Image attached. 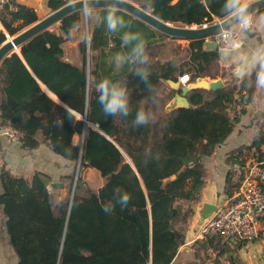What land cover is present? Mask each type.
<instances>
[{"label":"trees","instance_id":"obj_1","mask_svg":"<svg viewBox=\"0 0 264 264\" xmlns=\"http://www.w3.org/2000/svg\"><path fill=\"white\" fill-rule=\"evenodd\" d=\"M69 1L48 0V5L56 10ZM132 1L166 21L189 26L215 22L224 2ZM10 4L17 9H10ZM105 9H98L101 21L91 29L89 67L88 47L82 42L81 65L64 58L62 43L70 39L68 27L77 19L76 11L65 16L57 28L46 29L22 44L21 54L12 52L0 65V124H10L21 133L23 148L33 149L45 142L73 165L72 172L64 175L67 185L61 195L48 191L51 177L46 173L35 171L26 177L1 169L0 203L18 264H174L185 242L193 204L200 199L205 184L204 157L227 139L255 98L254 74L242 79L232 76L223 87L189 90V107L163 114L164 104L158 105L154 109L157 119L134 127L136 111L149 106V93L132 74V64L115 65V55L129 51L122 47L125 32L139 33L145 42L151 58L149 80L158 89L163 81L178 80L185 72L190 73L191 81L209 74L211 65L219 60L216 48L207 47L206 38L189 39L185 60L156 59V48L167 35L121 9L117 15L123 18L124 26L109 32L103 23ZM259 11L264 12V8ZM39 19L33 7L9 0L0 15L6 29H0V44ZM104 78L127 87L129 116H106L94 88L89 93L88 80ZM42 84L73 112L71 119L65 105L50 96ZM170 88L168 98L182 92L181 87ZM257 128L249 145L228 152L227 161L241 167L229 171L228 193L244 178V149L257 152L258 161L264 159V127ZM75 135L80 136L82 150L72 145ZM88 166L96 168L105 181L97 190L86 188L79 193L82 172ZM117 189L131 197L123 209L116 202ZM106 204L114 205L112 212L103 211ZM231 262L234 264L233 257Z\"/></svg>","mask_w":264,"mask_h":264},{"label":"crops","instance_id":"obj_2","mask_svg":"<svg viewBox=\"0 0 264 264\" xmlns=\"http://www.w3.org/2000/svg\"><path fill=\"white\" fill-rule=\"evenodd\" d=\"M15 1L16 3L33 7L37 11L40 18L46 16L48 12L51 11V8L48 5V0ZM0 29L6 32V29L1 23ZM165 38L166 39H164L163 43H159L160 49L156 59L159 58L162 60H169L175 57L178 59L180 57L179 50L186 49L185 47L188 45L189 40L168 35ZM253 39H255V37ZM69 41L71 43L69 45L71 47V50H67V48H64V57L66 60L79 65V63L70 59L69 54L76 55L77 53H79L78 44H80L81 41L73 38H70ZM251 42L252 41L249 40L248 42H246L245 46L247 47V45ZM175 44H180V47L178 49L173 47L170 51L172 52V54L165 55V53L163 52L165 46H175ZM187 57L188 56L186 55V58ZM219 64L222 65V70H224L225 72L221 71L223 73L216 74L215 76L206 74L204 75V77L208 80L221 78L223 79V81H225L231 79L232 76H236L233 66L223 64L220 61ZM180 75L181 74L177 76L178 80ZM180 83L181 85H183L182 82ZM159 91L160 95H162V92L169 95L171 93L170 84L167 81H163L160 85ZM171 98H168L169 100L167 104L169 103ZM167 104L164 107L163 114H167L171 111L166 108ZM259 125L264 127V90L257 88L255 98L248 104L246 113L242 114L239 121L235 123L231 134L222 144H220L216 148L215 152L212 155L204 157V161L207 167L205 184L202 188L200 199L193 204L194 213L189 218L185 242L180 246L179 251L174 259V264H232L231 257H233L234 264H264V218H262L261 221L260 236L253 241H242L239 239H230L227 241L225 239H221L219 241V234H211L205 237L200 236L201 226L206 219L202 218L201 216L203 203L212 202L218 205L229 195H232V193L236 189V186L230 187L229 190H231L232 192L228 193L227 190L229 187L227 183V175L229 171L233 169L241 170V167L238 164H236L235 166L231 165L227 161L228 152L238 147L249 145L252 142L255 135V130L258 129L257 127ZM74 138H78V135H75ZM0 148L5 154L6 162L2 170H7L13 175H23L26 177L31 176L35 171L46 173L51 177L49 186L52 187V193L54 195H61L63 193V189L67 185V180L64 178V175L72 172L73 165L63 156L54 152L51 147L45 142H41L40 145L36 148L25 149L20 142L17 143L11 141L8 137L0 133ZM245 150L247 149H244V155ZM246 152H251V157L253 158L251 161L257 160V152L249 149ZM244 155L241 158L245 160L246 167L251 161L249 162L248 155L247 159ZM236 170H234V172L239 173ZM235 173L233 175H235ZM99 174L100 172L96 168L90 166L87 167L84 179L89 180L92 175L99 176ZM235 179L236 176L234 177V180ZM53 182L61 183L62 187L53 186ZM1 191L2 186L0 183V193ZM214 237L215 240L213 239ZM204 243H206L207 246H203ZM232 248H236L235 254ZM0 264H18V256L10 241V235L7 229V215L1 203Z\"/></svg>","mask_w":264,"mask_h":264},{"label":"clouds","instance_id":"obj_3","mask_svg":"<svg viewBox=\"0 0 264 264\" xmlns=\"http://www.w3.org/2000/svg\"><path fill=\"white\" fill-rule=\"evenodd\" d=\"M81 7L76 10L78 16L68 27L69 38L78 39L86 48L91 44V28L99 24L101 16L97 4L99 0H75ZM123 0H105L106 15L103 23L109 32H116L124 26V20L118 16ZM255 0H224L220 8V17L216 21L217 33L214 43L218 60L234 67L237 78L255 75V86L264 90V12L253 8ZM147 3V0H146ZM150 6V5H149ZM255 37V39H253ZM122 47L129 48L127 53H117L114 62L117 68L125 63L132 64L133 75L145 85L147 92V108L136 111L132 121L134 127L145 126L155 120L154 109L160 101V91L154 86L149 77L151 75V58L146 51V44L139 33L125 32L121 37ZM251 40L250 44L246 42ZM89 93L93 90L98 94L97 102L102 106L106 116L130 115V99L127 87L120 82H113L107 78L98 82L90 79L87 82ZM61 103V102H60ZM68 117H73V112L67 107ZM58 123L62 124V121ZM73 147H81L79 138H74ZM82 150V147H81ZM116 202L121 208L127 207L131 197L128 193L120 194L116 190ZM114 205L106 204L103 211L110 213Z\"/></svg>","mask_w":264,"mask_h":264},{"label":"water","instance_id":"obj_4","mask_svg":"<svg viewBox=\"0 0 264 264\" xmlns=\"http://www.w3.org/2000/svg\"><path fill=\"white\" fill-rule=\"evenodd\" d=\"M81 5L75 0H71L61 7L57 8L56 10H51L48 14L36 22L30 24L29 26L25 27L21 31H19L15 36L7 37V39L0 44V65L4 58L10 55L12 52H17L21 54V46L25 42L31 40L33 37L41 33L42 31L51 28V26L60 23V21L70 13L79 9ZM253 8L260 9L264 7V0H255L252 5ZM97 8H106L105 0H99L97 4ZM120 9L128 12L129 14L133 15L136 18H139L143 22L147 23L154 29L158 30L159 32L166 34L168 36L181 38V39H197V38H206V45L209 48H216L213 39H210L217 33L216 28V21L207 25H201L200 27L196 25H175L172 22L166 21L149 10H146L139 6L137 3L133 2L132 0H123L120 5ZM70 41L67 40L62 43V47L66 48L70 45ZM19 47V50L17 48ZM65 53V51H64ZM87 67H89V46L87 49ZM167 82L170 86L174 89H178L181 87L182 92L176 93L169 103L167 104L166 108L168 110H172L177 107H189L190 102L186 97V93L193 89V88H210L215 89L218 87H223L225 85L223 79H214L208 80L204 76H199L194 81H190L187 84L181 85L179 80L168 79ZM43 89L52 96L57 102H61V104L67 106L62 100H60L56 95L55 97L51 95L48 91H50L44 84H42ZM68 107V106H67ZM84 138V137H83ZM90 167V166H88ZM80 169V160L77 164L76 169V176L72 188V197L76 189L78 173ZM87 171V167L83 172V177L85 178ZM55 187H62L61 183H52ZM217 208L216 203L212 202H204L201 209V216L202 218H207L211 213H213Z\"/></svg>","mask_w":264,"mask_h":264},{"label":"built area","instance_id":"obj_5","mask_svg":"<svg viewBox=\"0 0 264 264\" xmlns=\"http://www.w3.org/2000/svg\"><path fill=\"white\" fill-rule=\"evenodd\" d=\"M7 4L9 0H0V15ZM10 9L16 10L17 6L10 4ZM215 36L212 37L213 40ZM179 80L187 84L191 81V76L185 72L179 76ZM0 133L11 141L21 142V133L10 124H0ZM5 163V154L0 148V169ZM48 191L51 193V186H48ZM262 218H264V159L251 161L245 167L240 185L205 219L200 236L219 234L226 239L253 241L260 236Z\"/></svg>","mask_w":264,"mask_h":264},{"label":"rangeland","instance_id":"obj_6","mask_svg":"<svg viewBox=\"0 0 264 264\" xmlns=\"http://www.w3.org/2000/svg\"><path fill=\"white\" fill-rule=\"evenodd\" d=\"M175 24V23H174ZM175 25H180V24H175ZM198 27H200L199 25H197ZM58 27V24H55V25H53V26H51V29H54V28H57ZM93 27V26H92ZM92 29V28H91ZM16 35V34H15ZM15 35H11V36H15ZM8 37H10V35L8 36ZM166 39V38H165ZM210 39H213V38H210ZM70 40V39H69ZM163 45H165V44H163ZM163 45H162V47H163ZM78 47H79V53H77L76 55L75 54H69V57H70V59H72V60H74V61H76L77 63H79V65H81L82 64V62H83V56H82V51H81V48H80V44H78ZM161 47V46H160ZM173 47H175L176 49H178L179 47H180V44H175V46L173 45V46H165V48H164V50H163V52L165 53V55H171L172 54V52H170L171 51V49L173 48ZM67 48V50L69 49V50H71V47L70 46H68V47H66ZM160 48L158 47V48H156V50L158 51ZM169 51V52H168ZM179 52H180V57L178 58V59H181V60H183V59H185L186 58V55H187V51L184 49V50H179ZM72 53V52H71ZM178 53V52H177ZM64 56H65V53H64ZM65 58V57H64ZM77 58V59H76ZM187 67V66H186ZM223 68H222V65L221 64H219V62H215V63H213L212 65H211V67H210V69L208 70V73H209V75H211V76H215L216 74H219V73H223V72H225L224 70H222ZM221 71H223V72H221ZM190 74V73H189ZM162 95H160L161 96V99H160V103H159V106H161L162 107V105L163 106H165L166 104H167V102H168V95L167 94H165V93H161ZM157 116H159L157 113H156V116H155V119H157ZM78 138L80 139V136H78ZM247 150H245V158L247 159V155L249 156V162L253 159L252 157H251V152H246ZM124 155H126L125 153H124ZM127 159L130 161V158L127 156ZM85 170V169H84ZM84 170H83V172H84ZM83 172H82V175H83ZM83 185H82V188H80L79 189V193H83V192H85V189L86 188H91V189H95V190H97L103 183H104V181H105V179H104V177H102L100 174H99V176L98 175H95V176H93L92 175V177H90V179L89 180H85L84 179V177H83ZM219 237H221V239H225L226 241L227 240H230V239H226V238H224V237H222L221 235H219ZM232 250H233V252H234V254H235V250H236V248H232Z\"/></svg>","mask_w":264,"mask_h":264},{"label":"bare ground","instance_id":"obj_7","mask_svg":"<svg viewBox=\"0 0 264 264\" xmlns=\"http://www.w3.org/2000/svg\"><path fill=\"white\" fill-rule=\"evenodd\" d=\"M17 50H19V47L17 48ZM51 95H53L55 97V94L54 93H50Z\"/></svg>","mask_w":264,"mask_h":264}]
</instances>
